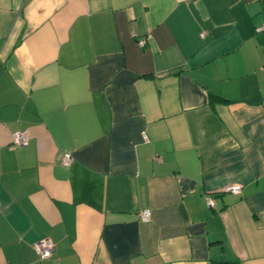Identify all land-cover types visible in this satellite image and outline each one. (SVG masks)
Listing matches in <instances>:
<instances>
[{
	"label": "crops",
	"instance_id": "0c3cea01",
	"mask_svg": "<svg viewBox=\"0 0 264 264\" xmlns=\"http://www.w3.org/2000/svg\"><path fill=\"white\" fill-rule=\"evenodd\" d=\"M213 262L264 264V0H0V264Z\"/></svg>",
	"mask_w": 264,
	"mask_h": 264
},
{
	"label": "built area",
	"instance_id": "2783aa9c",
	"mask_svg": "<svg viewBox=\"0 0 264 264\" xmlns=\"http://www.w3.org/2000/svg\"><path fill=\"white\" fill-rule=\"evenodd\" d=\"M139 43L143 45L144 40L140 39ZM28 138H29V135L25 130H16L12 134V140H11L10 146L13 147L17 145H22L27 142ZM70 161H71V155L69 153L63 154L62 163L65 165H68ZM225 189L228 191H232V192H239L241 187L238 184H232V185L226 186ZM207 200L210 203L212 202L210 198H208ZM139 217L141 220L147 221L150 217V210L141 209L139 211ZM34 248L38 256L41 259H45V258H49L52 255L54 245H53V242L49 238H42L34 244Z\"/></svg>",
	"mask_w": 264,
	"mask_h": 264
},
{
	"label": "trees",
	"instance_id": "16d2710c",
	"mask_svg": "<svg viewBox=\"0 0 264 264\" xmlns=\"http://www.w3.org/2000/svg\"><path fill=\"white\" fill-rule=\"evenodd\" d=\"M219 100H223L222 97L218 96V95H215V94H210V102L211 103H214L215 101H219ZM211 264H225V263H222V262H213ZM231 264H236V263H231Z\"/></svg>",
	"mask_w": 264,
	"mask_h": 264
}]
</instances>
